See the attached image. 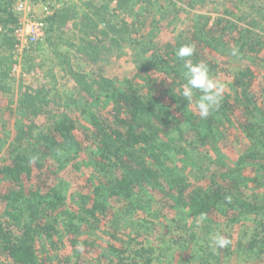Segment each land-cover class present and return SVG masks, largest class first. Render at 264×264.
Here are the masks:
<instances>
[{
  "label": "trees",
  "instance_id": "obj_1",
  "mask_svg": "<svg viewBox=\"0 0 264 264\" xmlns=\"http://www.w3.org/2000/svg\"><path fill=\"white\" fill-rule=\"evenodd\" d=\"M131 1L141 2L119 0L118 8L135 13ZM191 2L207 7L209 0H191L197 7ZM212 3L213 22L195 12L173 42L155 43L156 21L147 25L150 36L128 38L110 13V1L86 2L80 27L86 44L64 43L99 70H78L63 53H41L50 70L74 80L75 93L61 104L55 84L27 86L0 110V255L10 264H61L68 248L82 252V264H161L139 222L141 213L158 214L145 210L155 200L175 215L177 231L169 241L191 250L195 264L235 255L264 264V0ZM12 6L13 0H0V96L11 92L17 63L19 18ZM67 12L48 17L46 37L66 24ZM125 42L140 50L133 73L114 79L105 68L113 49ZM184 44L195 52L181 60L175 53ZM35 50H42L40 44ZM238 56L260 67L232 68L230 60ZM185 60L206 63L214 79L223 72L230 78L206 119L195 106L201 93L190 102L180 95ZM77 112L87 116V126ZM226 127L241 140L235 160L225 151ZM180 212L205 213L206 219L200 230H191ZM217 220L226 221L225 231L217 229ZM247 220L254 224L252 234L242 229L235 238L236 225ZM216 232L230 239L227 247H209Z\"/></svg>",
  "mask_w": 264,
  "mask_h": 264
},
{
  "label": "rangeland",
  "instance_id": "obj_2",
  "mask_svg": "<svg viewBox=\"0 0 264 264\" xmlns=\"http://www.w3.org/2000/svg\"><path fill=\"white\" fill-rule=\"evenodd\" d=\"M96 1H110V13L118 18L120 24L122 25L123 29L126 32V37H130L135 39L136 36L139 39H144V33H147L150 36L151 32L148 28L149 21H156V42L160 43H167L173 42L179 34L182 32V29L187 26L190 18L193 17L195 12H204L209 14L211 17V22L214 21L216 14L210 11V7L212 8V1L209 0L207 7L197 5L195 2L193 3L197 7L190 6L191 0H141V2L134 4L131 1V7L135 10L133 14H129L128 11H124L123 9L118 8L119 0H96ZM193 1V0H192ZM224 1V0H221ZM86 2L83 0H56L55 4V11L56 13H64L67 12V20L66 24L64 25H57V28L51 32V34L46 37L44 36L34 47L29 50H23L22 52L16 48L13 49V53L15 58L17 59V68L14 69L11 75L14 77V83L12 86V90L9 93H5L0 96V110L3 106H6L9 101H16L19 95L20 90H24L27 86L31 87L33 90L38 89L41 86L50 87L55 84L56 86L53 87L54 90H58L57 92L62 93V102H65L66 94L69 95L70 93H75L74 88V80L68 75L65 74L63 71L50 70L49 62H46V57L43 58L41 53H45L51 57V53H63L66 57H70V62L74 66V68L84 71H90L92 69L99 70L98 65L89 66L84 58V56L75 50V47H71L68 43H74L76 45H84L86 41L84 39V35L80 32V27H82L87 20L84 17L88 7L85 5ZM12 11L18 16H23V13L14 9V5L12 6ZM31 11L35 16H43L42 9L40 8L39 4L32 3ZM28 14V13H27ZM91 14V13H90ZM104 23L100 24V28L104 27ZM120 26V25H119ZM139 28V34L136 29ZM149 29V31L147 30ZM142 35V36H141ZM50 39V40H49ZM40 44L42 50H35V48ZM162 45V44H161ZM160 45V46H161ZM153 46V45H152ZM134 46L125 42L123 47H115L113 52L111 53L112 58L110 64L105 68V72L108 76L114 79H122L124 76H129L133 73L134 68V57L140 50V47L133 48ZM158 47V45H155ZM37 56V57H36ZM47 56V57H49ZM222 59L221 57H218ZM232 68L237 67V64L244 63L252 64L254 67H260L254 60L250 57L239 59L238 58H231ZM236 64V65H235ZM15 65V64H14ZM48 71L51 74L52 79L45 75V72ZM55 75V77H53ZM55 78V79H54ZM220 82H222L225 87L227 86L230 78L227 76L226 73H218L216 78ZM55 81V83H54ZM62 106V105H61ZM55 109L58 108V103L55 104L54 108H50L48 110V115H51ZM2 111V110H1ZM78 121L81 124L88 125V118L87 116L81 115L79 112L75 113ZM1 126V124H0ZM223 134H225V138H223V142L225 144V151L229 155V157L235 160L242 148L241 140L236 136L235 131L226 127L224 129ZM185 166V165H184ZM71 169L74 172L78 170L74 168L71 164ZM186 171L191 174L192 168L187 167ZM71 175L68 176V179L71 180ZM70 190L74 188L73 184L70 182L69 186ZM148 189H146L147 191ZM149 192V190H148ZM153 204L145 206L146 212L151 211H158L157 215L152 214H140V223L143 227L141 231L147 241L156 248L157 255L160 258L161 264H195L192 258V251H182L176 246H174L170 241L169 238L171 235L174 234L177 230L173 226L172 218L175 217L174 214L168 212V210L160 205L158 200H155ZM183 213V214H182ZM177 213L178 216H183L188 221L191 230H200L203 226L202 222L198 223L200 217H196L191 212ZM176 215V216H177ZM177 216V217H178ZM218 223L217 229L219 231H225L226 221L224 220H217ZM245 223V224H244ZM242 224L236 225L234 229L235 238H239V233L243 229H247L245 235L249 236L252 234L254 224L251 220H247ZM169 225V226H168ZM150 227V228H148ZM101 233V232H100ZM246 236V237H247ZM140 240L142 238L139 237ZM68 257L63 254L61 255V264H82V260H84L85 256L82 255V252H75L68 248ZM0 264H10L6 259L5 255H0ZM213 264H257L255 259L251 260H240V258L235 255L230 259L226 258L223 262L220 263H213Z\"/></svg>",
  "mask_w": 264,
  "mask_h": 264
},
{
  "label": "clouds",
  "instance_id": "obj_3",
  "mask_svg": "<svg viewBox=\"0 0 264 264\" xmlns=\"http://www.w3.org/2000/svg\"><path fill=\"white\" fill-rule=\"evenodd\" d=\"M195 48L193 45L184 44L179 47L175 55L177 58L184 60L186 57L193 56ZM232 55H237V50L232 49ZM184 79L185 82L181 86L180 95L187 102L193 101L195 93L198 91L201 95L195 100V106L198 109L199 116L206 119L214 109H216L225 91V85L217 79H214L210 74L206 63H193L191 60H185L184 63ZM36 158L33 157V161ZM230 202L231 198L226 197ZM206 219V214L201 213L198 223ZM230 239L221 232L212 234L209 238V247L225 248L230 244Z\"/></svg>",
  "mask_w": 264,
  "mask_h": 264
},
{
  "label": "built area",
  "instance_id": "obj_4",
  "mask_svg": "<svg viewBox=\"0 0 264 264\" xmlns=\"http://www.w3.org/2000/svg\"><path fill=\"white\" fill-rule=\"evenodd\" d=\"M85 2H95L96 0H83ZM32 3L39 4L43 16H35L31 11ZM56 0H13L14 9L23 13L18 24L14 26V36L16 38L15 48L29 50L34 47L46 35L48 17L55 11ZM28 13V14H27ZM2 27H0V30ZM18 64L14 65L16 70Z\"/></svg>",
  "mask_w": 264,
  "mask_h": 264
}]
</instances>
